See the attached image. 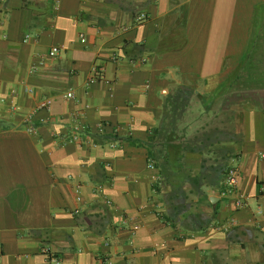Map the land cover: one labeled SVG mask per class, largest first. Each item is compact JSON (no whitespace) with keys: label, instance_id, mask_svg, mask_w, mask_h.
I'll return each instance as SVG.
<instances>
[{"label":"crops","instance_id":"0c3cea01","mask_svg":"<svg viewBox=\"0 0 264 264\" xmlns=\"http://www.w3.org/2000/svg\"><path fill=\"white\" fill-rule=\"evenodd\" d=\"M178 88L212 118L234 104L237 140L221 155L191 123L176 189L158 163ZM80 114L86 140L62 143ZM227 159L245 208L214 181ZM260 207L264 0H0V264H264Z\"/></svg>","mask_w":264,"mask_h":264},{"label":"trees","instance_id":"16d2710c","mask_svg":"<svg viewBox=\"0 0 264 264\" xmlns=\"http://www.w3.org/2000/svg\"><path fill=\"white\" fill-rule=\"evenodd\" d=\"M193 95H196L198 99H200V101L201 99H203L202 95L195 94V92L191 89L178 88L177 92L174 95H172V98H168L167 100L168 102L167 107L168 109L169 108L172 109V114L168 113V115H166V121L170 120L169 124L171 126H173L175 122H179L178 127H180V129L178 131H171V130L167 131L168 135L171 134V132L173 133L171 134L170 137L167 138V141H166V143L168 144L166 146V152H165L166 154L164 155V163L162 164L158 163V167H163L162 173L164 174V177L168 170L170 172L172 171L171 175L169 174V177H172L175 175V178L168 179V182L171 183L173 185V188H176V189L182 188V186L186 183V181L189 180L187 179L189 176H188V170L186 169L185 154L188 150L189 151L193 150V147H190L191 140L176 143V144L175 143L171 144V142L175 140H181L184 138H188L191 133V128H190L191 123H193L195 120L196 121L199 120V118L201 117L202 113H199L198 115H196L194 112L195 114L194 118L191 115H189L191 113V110H189V108L191 106ZM204 106L206 108V111H207V108L210 107L209 105H206V104ZM183 117L187 119L184 120ZM231 123L233 124V118L231 119ZM164 126L165 125H163V127ZM218 131L219 133L215 134L214 132V135L210 132L205 131L204 133L201 131L202 132L201 144H204L206 141L211 140L212 145H215V150H216L215 152L221 155H226L228 146L225 145L226 148L224 149V151H222V147H217V145L224 143V142L225 143L231 142L230 151L233 152L235 149L234 144L236 143V140H237V134L235 133L234 125H233V131L230 130L229 132V131H226L225 129L222 130L219 128H218ZM157 132L161 133V130L160 132L159 130H157ZM198 133H200V130L198 131ZM198 135L199 134H197L194 139L198 140L197 139ZM223 162H221L217 166H214L215 169L218 171L217 178L214 179V181L217 180L216 183H220V181L225 179L226 173L231 166L228 159ZM164 218L166 219V221H170L171 219L169 218V216H166ZM201 221H204V220L200 216L198 222H201ZM210 222H211L210 218L207 221L205 220V222L201 224L200 226H198L197 229L198 228L202 229L203 227H206V225L209 224Z\"/></svg>","mask_w":264,"mask_h":264},{"label":"built area","instance_id":"2783aa9c","mask_svg":"<svg viewBox=\"0 0 264 264\" xmlns=\"http://www.w3.org/2000/svg\"><path fill=\"white\" fill-rule=\"evenodd\" d=\"M141 19H144V16L140 17ZM82 39L85 41V36L82 37ZM60 51L59 47L55 46L50 50V55L55 56ZM104 76V68L95 65L92 68V76L89 80V82L96 81L98 79L103 78ZM67 97L73 98L74 93L69 92L67 93ZM52 106V101L50 99H46L42 101L39 105V109H50ZM83 116L80 114L75 118L73 128L71 130L70 134L60 135L56 134L57 138H60L62 143H69V142H83L86 140L87 135V126L85 122L81 119ZM32 130V129H31ZM151 166H153V163H151ZM224 191L223 194L225 196H234L235 202L237 205V208H245L248 206V201L244 195H242L239 191V168L236 165L230 166L226 173V177L224 179ZM103 188L100 187L99 191H102ZM75 193H76V199L78 202H82L83 196H82V185L78 184L75 187ZM259 214L264 213L263 208H259L258 210ZM55 264H61L60 260L57 257H53L51 259Z\"/></svg>","mask_w":264,"mask_h":264},{"label":"rangeland","instance_id":"374dc122","mask_svg":"<svg viewBox=\"0 0 264 264\" xmlns=\"http://www.w3.org/2000/svg\"><path fill=\"white\" fill-rule=\"evenodd\" d=\"M236 91H241V89H239V86H237L236 90L232 89L231 90V97L232 99L230 101H232L231 103H234L238 100V97L236 98L237 94ZM244 91V90H242ZM212 103V102H211ZM205 104H203L200 99L198 100L197 98H195L192 103L191 106L189 108V110H191V113L189 115H191L193 118L195 116L194 112H198V113H202L201 117L199 118V120L196 122L195 120V124H199V126H203L204 124H206V122H213L214 123V127L211 128V130H208L210 133H212L214 135L219 133L218 128L221 129L222 127H224V129L226 131H233V124L231 123V119L233 118V110L232 107L234 104H230L228 108H223V101L220 100H216L211 104V107H213L215 109V113L217 112V115L215 117H210L212 114H210L209 116L207 115V111L206 108L204 106ZM224 109V110H223ZM210 117V118H209ZM184 120L185 117H183ZM191 121V119H190ZM230 122V123H229ZM207 132V130H206ZM205 133V131H204ZM199 135L197 136L198 141L201 142V134L202 132L200 131V133H198Z\"/></svg>","mask_w":264,"mask_h":264}]
</instances>
